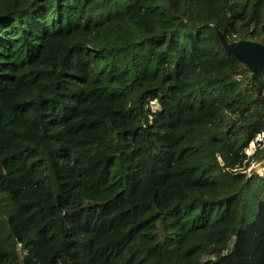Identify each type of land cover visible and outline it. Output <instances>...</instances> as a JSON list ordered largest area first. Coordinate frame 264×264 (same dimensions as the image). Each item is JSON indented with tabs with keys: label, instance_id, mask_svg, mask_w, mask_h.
<instances>
[{
	"label": "trees",
	"instance_id": "1",
	"mask_svg": "<svg viewBox=\"0 0 264 264\" xmlns=\"http://www.w3.org/2000/svg\"><path fill=\"white\" fill-rule=\"evenodd\" d=\"M218 33L264 0H0V264H264V66Z\"/></svg>",
	"mask_w": 264,
	"mask_h": 264
},
{
	"label": "water",
	"instance_id": "2",
	"mask_svg": "<svg viewBox=\"0 0 264 264\" xmlns=\"http://www.w3.org/2000/svg\"><path fill=\"white\" fill-rule=\"evenodd\" d=\"M218 36L224 50L241 61L249 72H259L262 69L264 66V43L243 38L227 42L221 34L218 33Z\"/></svg>",
	"mask_w": 264,
	"mask_h": 264
},
{
	"label": "rangeland",
	"instance_id": "3",
	"mask_svg": "<svg viewBox=\"0 0 264 264\" xmlns=\"http://www.w3.org/2000/svg\"><path fill=\"white\" fill-rule=\"evenodd\" d=\"M252 145H253V143L250 142L248 150L251 149ZM251 166L254 168H257L258 171H261L262 168H264V158L260 162H256V163L252 164Z\"/></svg>",
	"mask_w": 264,
	"mask_h": 264
},
{
	"label": "built area",
	"instance_id": "4",
	"mask_svg": "<svg viewBox=\"0 0 264 264\" xmlns=\"http://www.w3.org/2000/svg\"><path fill=\"white\" fill-rule=\"evenodd\" d=\"M237 75H238V74H237ZM237 77H238V76H237ZM263 136H264V135H263V132H260V133H257L255 137H256L257 139H261Z\"/></svg>",
	"mask_w": 264,
	"mask_h": 264
}]
</instances>
